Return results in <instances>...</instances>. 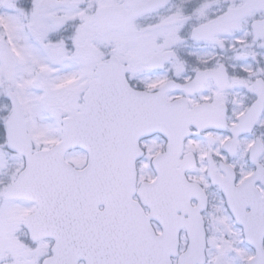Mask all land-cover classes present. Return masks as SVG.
Segmentation results:
<instances>
[{"label": "snow or ice", "instance_id": "snow-or-ice-1", "mask_svg": "<svg viewBox=\"0 0 264 264\" xmlns=\"http://www.w3.org/2000/svg\"><path fill=\"white\" fill-rule=\"evenodd\" d=\"M0 264H264V0H0Z\"/></svg>", "mask_w": 264, "mask_h": 264}]
</instances>
